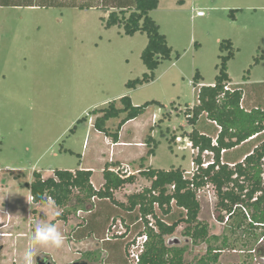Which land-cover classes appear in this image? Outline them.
Segmentation results:
<instances>
[{
	"label": "rangeland",
	"instance_id": "rangeland-1",
	"mask_svg": "<svg viewBox=\"0 0 264 264\" xmlns=\"http://www.w3.org/2000/svg\"><path fill=\"white\" fill-rule=\"evenodd\" d=\"M160 1L159 8L151 11L150 15L172 48L171 58L162 59L153 81L133 89L127 86V82L148 72L141 57L148 44V36L142 32L126 35L123 27L117 25L106 27L103 19L109 14L105 9L78 13L59 9L36 11L28 18L20 17L17 22L0 27L1 188L8 189L11 196L21 194L25 197L28 184L34 180V171L47 178L53 176L56 169L74 171L87 165L94 168L95 188H101L98 185L104 181L102 170L110 159V153L121 160L118 162L124 163L120 164L119 172L127 176L131 172L127 164L135 169L138 164L134 167L132 161H138L146 153L144 142L148 134L157 141L150 161L153 168L168 170L179 167L186 176L195 174L192 162L197 151L188 145L190 139L186 136L195 128L187 116V111L196 102L194 77L200 73V83H215L221 56L228 53L220 49L222 41L234 43L236 58L231 61V70L236 78L241 77L246 63L254 64L261 59L264 54V0ZM198 10L205 14L199 16ZM259 45L262 49L258 51ZM123 96H130L135 105L150 101L158 103L123 127V141L126 143L115 147L111 138L108 140L105 134L94 129L91 111L104 108ZM84 117L87 119L81 120ZM117 123L118 120H112L110 127L115 129ZM196 127L213 137L219 130L216 124L208 123L206 116ZM263 136L260 133L248 145H238L240 147L231 151L230 156L242 157L248 148L253 153V149L262 145ZM178 137H181L180 141ZM212 156L206 153L205 160H211ZM223 161L226 162L225 158ZM135 176L133 184L116 191L118 201L125 202L130 194L150 186L149 179L140 173ZM243 180L240 177V182ZM202 188L198 194L201 203L199 219L209 224L210 234L221 236L220 240H213L212 245H221L224 236L230 238V246L224 248L219 260L212 264H264L259 253V250H264L260 248L264 244V235L257 245H250L254 246L253 249L243 246L246 234L232 228L239 220L238 215L227 221L228 212L220 210L217 204L215 186L207 184ZM95 201V207L91 201L89 204L96 210L90 217L99 213V205L103 206L105 213L111 212L109 202L98 204ZM47 202L49 205L45 204ZM45 203L43 207L46 209H40L43 213L54 217L61 212L53 200ZM75 203L73 196L69 205ZM25 209L20 208L19 214L24 215ZM36 210L38 212L39 209ZM90 211L76 212L69 220H81L82 224L89 218ZM117 212L128 216L120 209L113 210L112 215ZM244 212L249 214L247 224L252 216L251 210L246 207ZM219 214L224 216L223 221L218 219ZM149 220L154 223L153 219ZM127 221L130 222L129 218ZM107 227L113 234L112 238L116 239L114 255L105 252L107 246L101 240L85 239L83 244L77 243L71 237L72 230H64L63 223L57 226L65 237L63 247H37V251L39 254H51L53 264H134L131 251L139 253L141 244L136 248L132 244L142 241L141 236L145 234L140 235V230L144 226L135 229L134 225H129L127 229L125 222L115 217ZM184 227L182 223L174 234L166 236V243L169 246H188L185 262L198 264L207 252L208 243H193L183 233ZM126 230L125 239L118 240ZM3 244L5 254H13L17 250L25 253L32 245V238Z\"/></svg>",
	"mask_w": 264,
	"mask_h": 264
},
{
	"label": "trees",
	"instance_id": "trees-1",
	"mask_svg": "<svg viewBox=\"0 0 264 264\" xmlns=\"http://www.w3.org/2000/svg\"><path fill=\"white\" fill-rule=\"evenodd\" d=\"M108 4L107 1H103L101 8L105 10L111 8L112 6ZM158 6L159 0H130L128 3L116 5L119 10L111 11L108 17L103 19L106 27L116 25L123 27L126 35L132 36L142 32L148 36V44L141 56L148 72L140 78L128 81L127 86L131 89L153 81L155 70L162 59L171 58L172 48L168 45L166 36L160 32V26L150 15V12ZM220 49L228 53L221 56L214 85L201 84L200 73H196L193 81L197 102L189 108L187 116L188 122L195 128L186 136L193 147L199 149L198 155L194 157L199 169L194 175L186 176L184 170L179 167L165 170L147 165V161L155 154L157 147V141L148 134L146 138L148 152L141 157L139 166L142 168L140 174L149 179L151 184L140 192L130 194L127 201H118L115 198V191L134 183L136 176L134 174L120 176L113 171L120 164L113 162L112 165L107 163L103 169L105 182L101 188H95L91 169L75 171L56 169L54 175L47 178H44L41 172L34 171V180L28 184L33 202L42 204L49 199L53 200L56 207L61 209L55 221L65 222L80 210L90 211V201L92 205L95 201L93 198L99 203H112L113 210L120 209L128 216L117 212L109 219L121 218L127 229L129 225H134L135 229L144 226L140 230V235H147V240L140 255V264H187L185 253L188 246H169L166 243V236L174 234L179 225L184 223L183 233L189 236L193 243H208L207 252L198 260V264H212L219 260L220 252L230 246L228 236L222 238L221 245H212V241L220 240L221 236L210 234L209 224L199 219L201 203L198 190L207 184H213L217 190L219 209L230 213V217L238 215L239 220L232 228L241 230L240 234H246L243 246L253 249L252 247L257 245L260 237L264 235V178L262 177L264 140L262 145L253 149V153H248L244 161L237 162L234 166L222 162L221 152L223 149L228 151L237 147L254 135L264 134V111L260 108L248 111L242 107V92L237 87L231 85V90H225L226 84H230L231 81L228 62L234 57L235 51L231 40H227L226 43L222 41ZM154 103L158 102L150 101L135 105L130 96H123L109 102L104 108L91 111V115L94 116L93 127L117 143L121 127L128 121L144 115ZM205 116L207 121L216 124L219 129L215 137L196 127ZM85 119L87 118L81 120ZM112 120H118L115 129L110 127ZM152 130L153 127L150 128V133ZM214 139L217 145L213 144ZM205 150L214 152V162L207 168L202 167V153ZM240 177L244 179L242 182ZM73 196L76 198V203L69 205ZM97 200L95 203H98ZM243 207L250 209L252 214L247 224V214ZM33 213L36 214L37 210L34 209ZM128 218L130 222L127 221ZM149 219H153L154 223ZM218 219L223 221L224 216L219 214ZM127 232L128 230L117 239L120 241L125 239ZM120 241L117 242L118 245ZM2 248L0 246V253ZM78 264L84 263L78 262Z\"/></svg>",
	"mask_w": 264,
	"mask_h": 264
},
{
	"label": "crops",
	"instance_id": "crops-1",
	"mask_svg": "<svg viewBox=\"0 0 264 264\" xmlns=\"http://www.w3.org/2000/svg\"><path fill=\"white\" fill-rule=\"evenodd\" d=\"M103 1H107L109 3L108 5L112 6L111 8L106 9L108 14L111 12L110 10L112 11L114 9L119 10L117 9V7H115L116 5L118 4L122 5L127 2V0L125 1L124 0H0V27L11 25L13 24V22H17V18H20V17L28 18L32 14H34V12L36 11L45 12V11H51L54 9H59L60 11L63 10V11L71 12V13H78V12H84L85 10H91V9H96V8L101 9V5ZM182 1L183 3L186 2V0H182ZM160 4H161V1L159 0V6ZM233 47H234V43H233ZM260 49H262L261 45L258 46V51ZM263 52H264V49H263ZM235 58H236V53L234 57L228 62V74L231 80L230 84L233 87H237L242 92V101H241L242 107H244L248 111L252 109H256V108H260L264 111V68H262L264 67V64H263L264 54L262 55L259 61L257 62L254 61V64L250 62L246 63L244 65V68L242 69L243 73L241 77L239 78H236L232 74V70H231V61H233ZM262 64L263 66L261 68H258ZM196 102H197V97H196ZM129 122L130 121H128L126 124H128ZM208 123H212V122L208 121ZM126 124H124L121 127L120 134H119V142L113 143V145L116 144L115 147L117 146V144L126 143L123 141V136H124L123 127ZM106 137L109 140L110 137L108 136ZM252 139L253 138H250L248 142L246 141L242 145L243 146L248 145L249 142H253L255 138L253 140ZM144 144H145L144 147L147 150L143 156H145L148 152V147L146 145V139H145ZM139 145H143V144H139ZM239 147L240 146H237L233 149L228 150L223 155V159L225 158L226 162L229 164L233 162L237 163V162L244 161L248 153L252 151V150L249 151L250 148L247 149L246 153L242 157L230 156V152L238 149ZM140 159L138 161L137 160L132 161L134 167L136 164H138V167H135V169L132 168L131 164H127L131 168V172H129L130 174L136 175L140 173V171L142 170V168L139 166ZM114 161L118 162L121 160L115 159L114 154L110 153V159L106 161V164L109 163L112 165ZM150 161H151V157L147 161L148 164L147 163L146 164L149 166H152ZM118 163L122 164L123 162L121 163L118 162ZM119 168L121 167L119 166ZM83 169H91L93 173H95L94 168L91 167L90 165H87V167L83 166ZM94 175L95 174H93V176ZM93 176H92V181H93ZM103 180H104L103 183L99 184L98 187H102L104 185L105 179ZM127 185H130V184H127ZM115 194H116V191H115ZM43 204L44 203L37 205L33 203L29 188L27 191V195L23 197L21 196V194H18V196L17 195L11 196V194L8 192V189H4L3 187L2 188L0 187V245L3 247L4 242H9V241L18 242L21 239L33 238L34 228L37 223H51V224H54L56 227L60 223H63L65 227L64 230L68 229V231H71V230L73 231V232L71 231L72 233L71 237H73L75 241L77 240V243L83 244L85 242V239L101 240V242H105L107 246L106 249H104L105 252H109L110 254H113V252L115 251V247H114L115 245L113 243H114V240L116 239L105 240V236H106V232L108 228L107 225L110 222V220H112L109 218L113 216L112 211H113L114 205L112 203L109 202L108 204L111 207L110 213H105L103 211L104 209L103 206L99 205L98 206L99 213L93 217H90V215H93L96 212V210L92 208L91 211L88 213L89 218L87 219V221H83L84 223L82 224L80 222L81 220H79L78 222L77 221L75 222L72 219L68 220L67 222L62 221V220L55 221L56 215L53 217L51 215H48L47 213H43L42 210H40L42 209ZM45 204H48V202ZM98 204H101V203L98 202ZM22 207L26 208L24 215L19 214L21 211L20 208L22 209ZM33 208L39 209L41 212L38 213L39 212L38 210L36 214L32 213ZM43 209H46V208L43 207ZM96 243L97 241L95 242V244ZM261 247L264 248V244L263 246L261 245L260 248ZM118 250L119 249H117V252ZM259 253L264 258V250H259ZM23 256H24V253L21 252L20 250L15 251L13 254H5L4 247H3L2 254H0V264H23ZM43 257H46L48 259L50 258L49 260L53 264L54 262L53 256L51 254H46L45 252L38 254L36 256L35 258L36 264H37L38 259L43 258Z\"/></svg>",
	"mask_w": 264,
	"mask_h": 264
},
{
	"label": "clouds",
	"instance_id": "clouds-1",
	"mask_svg": "<svg viewBox=\"0 0 264 264\" xmlns=\"http://www.w3.org/2000/svg\"><path fill=\"white\" fill-rule=\"evenodd\" d=\"M65 242L64 234L51 223H37L34 228L32 245L25 251L23 264H36V256L40 253L37 247L61 248Z\"/></svg>",
	"mask_w": 264,
	"mask_h": 264
},
{
	"label": "built area",
	"instance_id": "built-area-1",
	"mask_svg": "<svg viewBox=\"0 0 264 264\" xmlns=\"http://www.w3.org/2000/svg\"><path fill=\"white\" fill-rule=\"evenodd\" d=\"M197 14H198L199 16H203V15L205 14V12L202 11V10H198V11H197ZM225 90H231V84H226V86H225ZM257 136H258V135H254V136L251 137V138L254 139V138L257 137ZM177 139H178V141H180V140H181V137H178ZM213 144H214V145H217V141H216V139H214ZM188 145H190V146L192 147V149H195V150L197 151L196 154H195V156H197V155H198V152H199V149H198V148H194L193 145H192V142H191V141H188ZM195 150H193V151H195ZM226 152H227L226 149H223L222 152H221V154H222V159H221V160H222L223 163H224V161H223V155H224ZM206 153H207V154L210 153V154L213 155L211 160H209V161L205 160V154H206ZM213 162H214V152H213V151H210V150H205V151L202 153V167L207 168V167H208L211 163H213ZM262 162H263L262 166H263V169H264V157H263V159H262ZM192 165L195 166V168H194L195 171L199 169V166H198L197 163L194 161V159H193ZM234 165H235V164H231L230 166H234ZM119 169H120V168H114L113 171L116 172L117 174H119L120 176H123V177H124V175H123L122 173L119 172ZM129 174H130V173H128L127 176H128ZM125 176H126V175H125ZM262 177L264 178V171H263ZM202 189H203V188H200V189L198 190V194H199V192L202 191ZM243 209L246 211V208H245V207H243ZM78 212H81V210L78 211ZM78 214L80 215V213H78ZM247 215L249 216V214H247ZM229 218H230V213L227 214V216H226V220L228 221ZM250 220H251V218H250ZM112 235H113V234L110 232V230H107L105 240H112V239H113V238H112V237H113ZM141 240H142V241H139V240H138V242H137L138 244H132L134 248L139 247L140 244H141V251H139V253L136 252V250H134V251L132 250V251H131L130 257L132 258L134 264H140V255H141L140 253H142L143 250H144V244H145V242H146V240H147V235L141 236ZM263 240H264V239H263ZM263 240H262V241H263ZM140 242H141V243H140ZM132 260H131V261H132Z\"/></svg>",
	"mask_w": 264,
	"mask_h": 264
},
{
	"label": "water",
	"instance_id": "water-1",
	"mask_svg": "<svg viewBox=\"0 0 264 264\" xmlns=\"http://www.w3.org/2000/svg\"><path fill=\"white\" fill-rule=\"evenodd\" d=\"M38 264H52L50 261H47V259H39ZM74 264H78V262H75Z\"/></svg>",
	"mask_w": 264,
	"mask_h": 264
},
{
	"label": "flooded vegetation",
	"instance_id": "flooded-vegetation-1",
	"mask_svg": "<svg viewBox=\"0 0 264 264\" xmlns=\"http://www.w3.org/2000/svg\"><path fill=\"white\" fill-rule=\"evenodd\" d=\"M39 259H42V260H43V259H47V261H50V260H49L48 258H46V257L39 258ZM39 259H38V260H39ZM37 264H38V261H37Z\"/></svg>",
	"mask_w": 264,
	"mask_h": 264
}]
</instances>
